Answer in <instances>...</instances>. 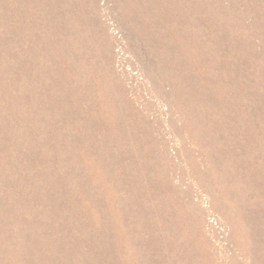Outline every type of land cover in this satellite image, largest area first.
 Returning <instances> with one entry per match:
<instances>
[{
    "label": "rangeland",
    "instance_id": "1",
    "mask_svg": "<svg viewBox=\"0 0 264 264\" xmlns=\"http://www.w3.org/2000/svg\"><path fill=\"white\" fill-rule=\"evenodd\" d=\"M0 264H264V0H0Z\"/></svg>",
    "mask_w": 264,
    "mask_h": 264
}]
</instances>
